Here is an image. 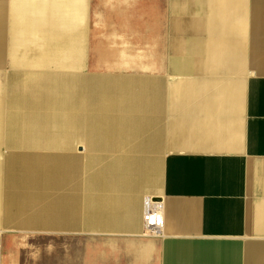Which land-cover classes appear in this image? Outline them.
I'll list each match as a JSON object with an SVG mask.
<instances>
[{"label": "crops", "instance_id": "1", "mask_svg": "<svg viewBox=\"0 0 264 264\" xmlns=\"http://www.w3.org/2000/svg\"><path fill=\"white\" fill-rule=\"evenodd\" d=\"M37 6L60 11L64 28L58 38L68 55L84 53L85 61L71 56L54 66L47 44L56 34L23 47L25 7ZM88 7H111L113 17L128 13L145 23L149 59L143 70L150 73L144 74L143 133L136 139L128 128L119 132L130 137L127 142L102 149L113 152L112 165L146 168L136 196L138 219L112 228L123 234L118 241L46 235L39 253L19 236L1 238L4 223L19 221L17 211L0 207V264H118L120 259L126 264H264V0H0V114L8 65L81 71L108 62L109 69H119L129 45L116 29L111 39L92 36L95 50L83 46V30L91 31L82 26ZM106 45L117 49L101 48ZM33 52L47 65H27ZM70 134L79 135L76 144L82 145L87 130ZM8 142V130L0 125L2 187L7 162L1 152L15 149ZM39 143L16 148L42 149ZM145 196L162 201L159 237L142 235ZM27 222L34 225L32 215ZM55 246H67L69 253L55 255Z\"/></svg>", "mask_w": 264, "mask_h": 264}, {"label": "rangeland", "instance_id": "2", "mask_svg": "<svg viewBox=\"0 0 264 264\" xmlns=\"http://www.w3.org/2000/svg\"><path fill=\"white\" fill-rule=\"evenodd\" d=\"M104 9L106 10L102 7H88L89 14L83 17L87 18V25L82 21V26L86 29L88 27L91 31L86 34L83 30L82 42L83 46L87 47V51L95 50L92 47L94 43L92 36L102 37L103 40L106 37L111 39L113 29H116L119 35L127 39L129 45V53H123L121 56L119 69H109L108 62L104 68L81 71L71 69L20 70L12 69L9 65L5 69L7 75L3 85L0 125L8 130L9 147H15V149L1 152V157L4 153L6 157L14 155L11 161L12 169L7 175L9 181L14 180V184H18L22 189L28 182H32L36 188L38 181H47L48 186L52 185L54 188L58 184L56 182L69 181L66 194L55 190L53 196L49 194V198L43 197L42 194L39 198L35 188L31 195H24L22 194L24 192H20L21 200L15 209L19 223L10 224L11 226L4 223L1 238L19 236V238L26 239L27 244H35L39 253L42 252L43 245L47 243L46 235L54 237L53 239H60L64 235L118 241L123 234L114 232L112 228L122 223L136 222L138 219L139 207L135 203H137L136 199L148 175L145 173L146 168L138 165L135 168H129L126 165H112L114 163L111 160L113 152L102 151V149H110L112 143L118 141L127 142L130 137L127 134H119V132H127L128 128L135 130L136 139H139L143 133L145 123L143 99L146 89L144 74L145 72L150 73L143 70L149 59L144 47L145 23L142 16L140 19H134L130 17L131 14L127 13L124 16L113 17L111 7H107V11H103ZM6 11L10 12L11 8H7ZM101 21L105 23L102 25L104 27L95 25ZM55 34L57 38L60 34L63 36L62 31L51 32L50 35ZM57 38L48 39V44L45 42L49 47L50 61L54 66L64 64L71 56L73 61H85L86 54L84 53L75 54L73 50V55H68L64 49L63 38ZM37 45L42 46L44 42L41 41ZM101 48L117 49L109 45ZM121 48L124 47L121 46ZM97 49L99 50V47ZM75 76H81V81L79 79L76 81ZM79 127L82 131L85 128L87 130V134L81 136L82 145L76 144L79 135L70 134L69 136V131H79ZM84 138L87 149L83 142ZM62 139L65 141L61 142ZM37 140L40 142V148H48L46 151L50 154L49 156V154H43L42 151L35 152V156H39V163L35 156H30L27 152H15L20 150L16 147L32 146V142ZM72 141H75L74 145H71ZM55 146L69 149L58 159L59 161L53 157L56 153L53 149ZM102 159L104 166L101 165ZM73 160L76 163H72ZM31 161L33 164L30 163ZM119 162L122 163V161ZM54 165L55 167L57 165V173L53 170ZM48 169L49 173H46ZM146 200L150 201L149 211L160 214L158 230H151L147 227ZM143 202L141 209L144 231L142 235L159 237L163 233L164 224L162 201L145 196ZM31 215L34 224L32 228L27 222ZM44 222L60 225H49L53 228L47 229L45 227L48 224ZM117 263L126 264L122 259Z\"/></svg>", "mask_w": 264, "mask_h": 264}, {"label": "bare ground", "instance_id": "3", "mask_svg": "<svg viewBox=\"0 0 264 264\" xmlns=\"http://www.w3.org/2000/svg\"><path fill=\"white\" fill-rule=\"evenodd\" d=\"M60 11L56 10V8L54 9V7H25V14H26V21L27 23L23 22L24 24V27H23V34H22V39H21V43L23 45V47L28 48L29 47V44H32L33 46L35 45L36 43V39L39 38V37H47L52 31H55V32H61L63 31V28H64V22H63V19L61 18L62 15L59 13ZM27 31H31V33H27ZM57 35V34H56ZM58 39V38H57ZM46 41V40H45ZM26 51V50H25ZM26 64L27 65H30V66H33V65H47V62L44 60V57L40 56V55H37L36 52H33V57H31V59L29 61H26ZM89 85V84H88ZM87 87V85H86ZM98 88V87H97ZM65 91V90H64ZM98 91V89H97ZM97 93V92H96ZM111 93V92H110ZM101 94V93H100ZM91 95V93H90ZM110 95V94H109ZM89 96V95H88ZM103 96V95H101ZM106 96V95H105ZM91 98V97H90ZM27 102V101H26ZM25 102V103H26ZM91 102V101H90ZM100 103V102H99ZM72 105V104H70ZM38 106V105H37ZM55 106V105H54ZM57 106V105H56ZM75 107V106H74ZM25 108V107H24ZM30 108V107H28ZM34 108V106H33ZM61 108V106H60ZM72 108V107H71ZM38 109V108H36ZM40 109V108H39ZM32 110V109H31ZM68 111V110H67ZM86 111V110H85ZM44 112V111H43ZM50 112V111H49ZM80 112V111H79ZM89 112V110H88ZM29 113V112H28ZM51 113V112H50ZM37 114V113H36ZM87 115V114H86ZM108 115V114H107ZM60 116V115H58ZM26 117V116H25ZM89 118H91L89 116ZM43 119V118H42ZM53 120V119H52ZM62 122V121H61ZM66 122V121H65ZM53 124V123H52ZM38 125V124H37ZM39 128V126H38ZM37 129V128H36ZM58 135V134H57ZM55 135V136H57ZM60 136V135H59ZM70 136V135H69ZM52 137V136H51ZM101 137V136H100ZM56 139V138H55ZM85 139V138H84ZM86 140V139H85ZM58 141V139H57ZM60 141V140H59ZM65 139L61 142H64ZM52 142V141H51ZM68 142V141H67ZM57 143V142H56ZM60 144V143H59ZM66 144V143H65ZM63 145V144H62ZM72 145V144H71ZM73 147V146H72ZM53 149L55 150L56 153H54L53 157L59 161L58 159H60L62 156H63V153L65 151H68L69 149L66 148V147H58V146H55V148L53 147ZM46 150H48V148H42V149H38V150H35V149H22V150H16L15 152L19 153L18 151L20 152H27L30 156H35V152H40L42 151L43 154H49ZM50 150V149H49ZM52 151V150H51ZM8 152V151H7ZM5 154V153H4ZM68 154V153H67ZM73 155V153H70V155ZM69 155V154H68ZM24 156V155H23ZM50 156V154H49ZM13 157L14 155L10 156V157H6V162H7V167H6V171H5V175H4V178H5V181L3 182V187L0 189L1 192H3V203L0 204V207H4L6 209H9V210H14L16 211L15 209L18 207V203L20 202L21 200V195H19V193L21 192H24L22 194H29L31 195L32 192H33V189L35 188L34 184L31 182H26L27 185L22 189V187H20L18 184H14V180H11L9 181L8 179V174L10 172V170L12 169V165H11V161L13 160ZM30 158V157H29ZM36 160H37V163H39V156H35ZM69 159H72V158H69ZM27 160V159H26ZM30 161V159H29ZM27 163V162H26ZM31 164H33V162L31 161L30 162ZM35 163V162H34ZM72 163H76V161H72ZM71 163V164H72ZM78 163V162H77ZM30 165V164H29ZM37 165V164H36ZM25 167V166H24ZM31 167V166H30ZM55 167V165H54ZM29 168V167H28ZM55 171V173H57V165L55 167V169H53ZM29 171V170H28ZM31 171V170H30ZM49 169L47 170L46 173H49L48 172ZM34 172V171H33ZM31 174V173H29ZM28 174V175H29ZM39 174V172H38ZM24 176V175H23ZM22 177V176H21ZM27 177V175H26ZM25 177V178H26ZM36 177V176H35ZM34 177V178H35ZM19 178V177H18ZM37 179V177L35 178ZM22 180H23V177H22ZM27 180V179H26ZM33 180V179H31ZM21 182V180H20ZM37 182V181H36ZM48 182L47 181H38L36 183V191L41 193L42 196H45L47 195V197L49 196V194L53 196V193L55 190L57 191H60L64 194L67 193L68 191V188H69V181H61V182H56L58 184H56L55 186L56 187H52L51 186H48L47 184ZM54 183V182H52ZM55 184V183H54ZM21 185V184H20ZM48 186V187H47ZM50 187V188H49ZM35 192V191H34ZM41 196V195H40ZM39 196V197H40ZM51 199V198H50ZM50 201V200H49ZM36 202V201H35ZM28 207H30V205H28ZM58 208V207H57ZM62 208V207H61ZM57 210H60V209H57ZM51 217V216H50ZM51 219V218H50ZM58 219V218H57ZM44 223H48V222H44ZM48 225H60V224H57V223H48ZM63 226V225H62ZM57 229V228H56ZM63 248H68L67 246H55L54 249H53V253L55 255H60V254H65V253H69L68 251H64ZM73 250V249H72Z\"/></svg>", "mask_w": 264, "mask_h": 264}, {"label": "built area", "instance_id": "4", "mask_svg": "<svg viewBox=\"0 0 264 264\" xmlns=\"http://www.w3.org/2000/svg\"><path fill=\"white\" fill-rule=\"evenodd\" d=\"M149 200H146L145 210L148 211L146 214V220H147V227L151 230H158L160 226V214L158 212H151L149 211Z\"/></svg>", "mask_w": 264, "mask_h": 264}]
</instances>
